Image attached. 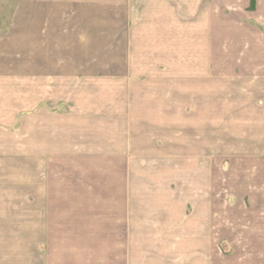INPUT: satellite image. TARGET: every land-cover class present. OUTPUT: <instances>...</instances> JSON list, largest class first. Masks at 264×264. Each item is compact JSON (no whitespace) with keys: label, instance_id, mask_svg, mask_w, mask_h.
Listing matches in <instances>:
<instances>
[{"label":"crops","instance_id":"0c3cea01","mask_svg":"<svg viewBox=\"0 0 264 264\" xmlns=\"http://www.w3.org/2000/svg\"><path fill=\"white\" fill-rule=\"evenodd\" d=\"M90 77L142 80L143 124L132 103L127 116L87 107L102 94ZM216 127L227 128L219 209ZM145 137L165 147L143 154ZM259 159L264 0H16L0 25V264H264V162L249 161ZM121 172L126 215L77 209L104 206ZM152 172L172 176L151 183Z\"/></svg>","mask_w":264,"mask_h":264},{"label":"rangeland","instance_id":"374dc122","mask_svg":"<svg viewBox=\"0 0 264 264\" xmlns=\"http://www.w3.org/2000/svg\"><path fill=\"white\" fill-rule=\"evenodd\" d=\"M16 0H0V25L1 26H8V23L10 21V12L12 11V8L15 5ZM90 53V52H89ZM90 58V57H89ZM94 75H97V73H94ZM79 81V80H77ZM88 87L89 89H92L93 87H95V90L101 89L102 90L100 92H102V94H98V95H88L87 96V101L88 103L86 105H88L87 107L90 108V106L95 105V104H100L101 103V107L99 108L98 111L104 113V114H114V113H125V115L127 116V114H130V112L127 110L128 109V105L129 104H135L136 105V111H133V114H136V119L135 121L133 120V124L137 125V124H143L142 121H144V110L142 109V104L145 103V98L144 95H142V93H138L139 91H141V87H139L140 83L142 82V80H133V79H121V80H117V79H107V78H103L101 79L100 77H90L88 80ZM136 82V83H135ZM71 84L73 86L72 89H79V84H77L75 81L71 80ZM77 84V86H75ZM99 86V87H98ZM142 86V85H141ZM83 88V86L81 87ZM97 88V89H96ZM99 92V93H100ZM96 97H98V101L96 102ZM51 108L54 109L55 112H62L64 111L66 108V106L64 105V102L62 101H55V103H51ZM86 109V107H85ZM125 109V110H122ZM30 112V111H29ZM93 112V111H91ZM90 113V112H89ZM156 113V112H154ZM134 114V116H135ZM140 120V121H139ZM139 128H142V126H140ZM227 131V128H223V127H216L215 128V148H216V158L214 159L215 161V167H214V175L211 176L212 178V182H215V196H216V206L217 208H222L225 204V201L227 203V157L225 155H227V134H224V132ZM143 138V137H141ZM174 138V137H173ZM196 140L198 139L197 137H195ZM152 140V144L150 143H145L146 146H144V149L142 147H140L143 152H151L152 154H148V155H153L155 154L154 151L156 150H161L165 147V144H163L161 141L160 142H155V141H159V139H153L152 137H145V140ZM225 140V141H224ZM149 141V142H150ZM155 142V143H154ZM173 142H175L173 140ZM143 144V143H142ZM185 144L188 145H195V148H197L198 144L195 142H185ZM204 143H199V145H203ZM138 146L141 144H137ZM210 146H213L212 144H209ZM167 148V147H166ZM211 148V147H210ZM170 149V148H169ZM144 154V153H143ZM132 156V155H130ZM139 159H134V157H127L126 160H124V163L126 162L128 164L134 165L136 164V166L140 167L143 166V164H138L137 161ZM252 161V163H259V162H264V159H259V160H249ZM28 162V164H26ZM195 161L193 159H185L184 160V165L185 166H192L194 165ZM31 160H26L25 159V168H24V174H25V180L29 181L31 179ZM124 166L120 165V167ZM259 166V165H258ZM169 178L172 176L169 173L165 174V175H160L158 172L154 173L152 172L151 175H149L150 178V182L151 183H158V182H166V177ZM174 176V175H173ZM140 177V176H139ZM109 181L106 184V186L110 189L109 192L106 191L105 195V200L104 203L105 205H100V206H84V207H77V209L82 210L83 214H87V215H104L105 217H109L111 218L113 215H126L128 213V206L126 205V199L128 198V187H130L129 183H130V176L126 174V172H121L120 175L118 176V179L113 177V180L111 179V176L109 175ZM169 182V179H167ZM197 181V180H196ZM200 182H202V180H200ZM174 186L173 189H175V183L171 182ZM169 183V184H171ZM169 184L165 185V190H158L155 193V196L152 197L153 200H159V199H165L167 197V194L169 193ZM119 187V192L117 193V196L114 195V198L116 197L119 200V204H114V206L110 205L111 199H112V192L111 189L112 188H116ZM172 190V189H170ZM115 193V192H114ZM88 196V198H97L96 195H91ZM83 202V201H82ZM89 203H93L95 202V200L93 201H86ZM94 204V203H93ZM186 208V212L187 213H191L192 212V207L188 206L185 207ZM31 207H24V211L25 212H30L31 211ZM57 212L60 211L61 208H56ZM68 209V208H67ZM71 209V208H70ZM73 210L75 209L72 208ZM70 211V213H72V211ZM221 248L223 246H220ZM44 248V247H43ZM45 249V248H44ZM43 249V250H44ZM223 250H225L224 248H222Z\"/></svg>","mask_w":264,"mask_h":264}]
</instances>
